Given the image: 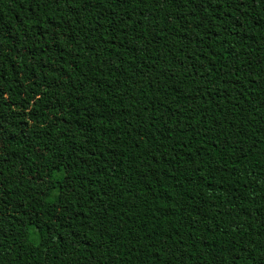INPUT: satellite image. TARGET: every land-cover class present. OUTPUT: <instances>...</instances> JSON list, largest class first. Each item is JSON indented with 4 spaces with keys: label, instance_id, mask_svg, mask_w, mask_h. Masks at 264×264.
Instances as JSON below:
<instances>
[{
    "label": "trees",
    "instance_id": "1",
    "mask_svg": "<svg viewBox=\"0 0 264 264\" xmlns=\"http://www.w3.org/2000/svg\"><path fill=\"white\" fill-rule=\"evenodd\" d=\"M0 264H264V0H0Z\"/></svg>",
    "mask_w": 264,
    "mask_h": 264
}]
</instances>
